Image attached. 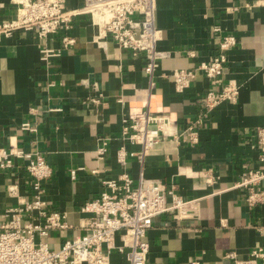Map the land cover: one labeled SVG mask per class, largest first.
<instances>
[{
	"label": "crops",
	"instance_id": "0c3cea01",
	"mask_svg": "<svg viewBox=\"0 0 264 264\" xmlns=\"http://www.w3.org/2000/svg\"><path fill=\"white\" fill-rule=\"evenodd\" d=\"M19 0H0V23L14 18ZM81 6L83 0H69ZM157 23L163 30L158 48L169 52L154 78L144 71L145 58H136L109 37L100 36L88 15L75 18L70 30L40 39L22 30L0 42V149L17 146L39 152L52 167L44 181L49 208L67 213L63 237L52 231L46 239L59 248L64 238L82 233L80 224L89 214L81 211L87 200L106 189L105 179L125 169L134 180L159 178L184 198H200L194 218L176 219L173 212L158 216L147 232L149 264H235L226 257L235 252L245 259L264 247V203L250 206L243 188H232L247 169H264L255 131L264 126V0H157ZM76 39L51 64L40 59V44L61 46V36ZM238 44L230 51L225 82L240 86L236 102H223L210 113L201 98L219 90L200 71L191 85L178 92L170 74L193 69L210 60L224 35ZM154 83V84H152ZM94 84L103 93L101 102ZM149 107L170 118L155 149L143 164L130 152L140 146L121 138L122 118ZM198 141H185L188 126L199 117ZM28 126L26 128L25 126ZM110 138L99 158L100 138ZM127 152V165L117 160ZM27 159L0 169V209L32 199V177ZM77 170L72 178L71 170ZM213 178L212 183L207 179ZM19 186L20 198L8 192ZM112 261L126 256L114 252Z\"/></svg>",
	"mask_w": 264,
	"mask_h": 264
},
{
	"label": "built area",
	"instance_id": "2783aa9c",
	"mask_svg": "<svg viewBox=\"0 0 264 264\" xmlns=\"http://www.w3.org/2000/svg\"><path fill=\"white\" fill-rule=\"evenodd\" d=\"M157 14V0H83L81 6L70 5L69 0H19L16 16L0 23V42L22 30L47 39L61 29L70 30L78 16L88 15L92 24L99 28V37L111 38L119 48L136 58L144 57V71L153 79L160 61L169 56V52L158 48L163 30L158 26ZM75 42L74 37L65 33L59 48L41 43L40 59L51 64ZM237 44L235 35H224L218 43L217 53L210 60L200 62L193 69L174 70L170 76L177 91L188 88L201 71L212 84L220 86L219 90L211 89L201 98L206 112L210 113L223 102H236L240 86L234 80L225 82L224 74L230 51ZM92 88L98 95L91 100L101 102L103 93L95 84ZM202 121L200 116L190 123L185 141H198L197 125ZM169 122L168 115L156 114L149 107L126 114L122 118L121 138L140 146L130 155L143 164ZM255 136L260 159L264 160V126L257 127ZM109 140L106 137L99 139L100 146L96 150L99 158L107 151ZM127 156L124 147L118 150L117 160L123 167L127 165ZM16 159L28 160L25 167L32 177V199L0 209V264H118L112 261L114 252L126 256L123 264H149L147 232L154 219L169 212L179 220L194 218L198 213L200 198H184L174 186L169 187L159 178L141 176L134 180L125 169L117 178L103 180L106 189L82 206L81 211L89 214L80 224L82 233L64 238L59 248H53L46 240L51 232L59 231L63 236L70 226L67 213L50 209L44 199V181L51 176L52 167L39 152H25L17 146L0 149V169L13 168ZM76 173L77 170H71L72 178ZM207 182L212 183L213 178H208ZM232 188H243L250 206L263 204L264 169L245 170ZM8 192L20 198L17 184L10 185ZM226 257L234 259L235 264H264V247L255 248L245 259L238 258L235 252H229ZM189 264H203V260L195 257Z\"/></svg>",
	"mask_w": 264,
	"mask_h": 264
}]
</instances>
